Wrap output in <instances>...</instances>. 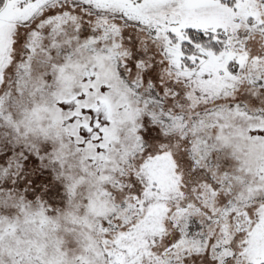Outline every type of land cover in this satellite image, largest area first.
Returning a JSON list of instances; mask_svg holds the SVG:
<instances>
[{"label":"snow or ice","instance_id":"obj_1","mask_svg":"<svg viewBox=\"0 0 264 264\" xmlns=\"http://www.w3.org/2000/svg\"><path fill=\"white\" fill-rule=\"evenodd\" d=\"M0 264H264V0H0Z\"/></svg>","mask_w":264,"mask_h":264}]
</instances>
